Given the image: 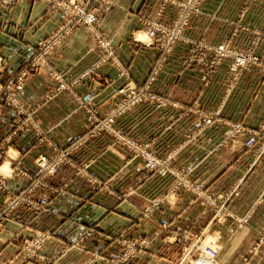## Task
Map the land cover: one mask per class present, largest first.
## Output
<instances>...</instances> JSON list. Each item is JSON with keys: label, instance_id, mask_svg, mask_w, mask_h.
Wrapping results in <instances>:
<instances>
[{"label": "crops", "instance_id": "crops-1", "mask_svg": "<svg viewBox=\"0 0 264 264\" xmlns=\"http://www.w3.org/2000/svg\"><path fill=\"white\" fill-rule=\"evenodd\" d=\"M159 1L115 0L104 17L105 33L117 48L121 68L137 84L147 78L159 58L157 46L136 39L139 34L146 35L142 16H152ZM175 13L176 8L168 5L163 19H171ZM59 22L56 15L45 13L40 0H17L11 8L0 5L1 82L27 69L36 43L52 33ZM185 34L213 44L231 37L234 47L247 49L253 45L254 51L264 55V1L206 0L204 11L190 19ZM188 47L187 43L176 46L153 83V90L171 103L143 104L123 114L117 125L141 141L152 142L159 154L173 153L172 165L191 179L203 181L211 195L220 198L234 191L227 209L237 216L250 214L249 222L233 233V218L212 221L211 207L190 189L176 187L175 175L147 173L141 159H131L125 147L103 134L90 139L73 157L78 163L88 161V173L108 182V188L94 189L88 177L63 165L53 182L66 183V187L52 198L49 207L39 214L22 208L17 216L24 222L5 223L0 258L21 259L23 251L17 239L43 229L55 232L43 249L51 255L91 228L85 248H73L53 264H82L94 255H99L100 260L115 255L123 237L147 243L132 264L148 260L154 264H178L183 251L202 232L203 245L220 248L222 264H264V241L259 243L264 234V133L253 147L245 146L244 137L228 138L225 124L197 133L199 113L195 111L198 106H222L225 120L258 129L264 123V72L258 66L243 70L227 92L231 60L224 59L204 81L199 63L182 64ZM101 55L94 37L85 28L77 27L52 50L50 67L69 80L75 79ZM119 70L116 64L106 63L95 74L78 81L73 91H62L40 107L36 119L51 143L69 145L90 128L92 120L79 104L80 98H92L101 112L114 103L118 88L129 79L119 75ZM55 83L51 70L30 72L21 95L25 100L37 101ZM14 112L9 104L0 103V143L12 131ZM36 137L31 129L20 132L7 144L9 153L21 154L22 160L34 167L40 153L51 152L46 141L35 144ZM6 161L12 163L9 158ZM4 164L0 165L3 171ZM7 181L13 191L26 184L16 177ZM4 198L5 193L0 191V205ZM11 234L17 237L9 239ZM255 244L258 248L253 252ZM24 264L42 262L30 260Z\"/></svg>", "mask_w": 264, "mask_h": 264}, {"label": "built area", "instance_id": "built-area-1", "mask_svg": "<svg viewBox=\"0 0 264 264\" xmlns=\"http://www.w3.org/2000/svg\"><path fill=\"white\" fill-rule=\"evenodd\" d=\"M17 0H0V5L6 8H11ZM44 4V10L47 15H56L61 19L62 24L44 41H40V47L37 54V65L50 66V54L62 39L76 27H84L96 40L97 45L102 51L101 57L91 67L86 69L77 78L67 81L63 77L57 76L59 80L56 87L49 93L52 99L62 91H73L74 85L95 74L102 65L114 62L121 67V62L117 55V48L112 39H109L105 33L104 17L109 12L115 0H40ZM205 0H163L159 9L156 11L152 19L141 18L143 23L147 25L146 35L148 37V45H155L161 52L160 58L151 70L149 79L142 84H137L133 81L127 82L120 87L117 95V101L114 106L109 109L104 115H100L95 109L93 103L91 105L90 98H80L79 104L87 109L94 118L93 127L81 138L76 140L68 147H59L51 143V154H40L34 161V167H29L23 160L21 154L9 155V147L7 144L12 141L13 136L18 135L23 130L29 128L13 127L11 134L0 143V159H5V155H9L14 165L11 168L10 174L0 168V191L5 193V198L0 205V236L5 228V223L8 221L24 222L17 216V212L22 208L30 209L34 214H39L46 210L53 197L59 194L66 187V183L55 184L53 177L58 173L63 165H69L75 169L78 175L88 177L92 183L98 182L97 190H103L105 186L95 177L88 173V165L82 166L73 157V153L81 146L87 143L89 139L96 138L100 135L107 134L112 137L114 143L120 144L131 154V159H141L148 173H158L160 175L173 174L176 176V187H184L195 193L196 198H200L205 205L211 207L214 216L213 220L222 222L226 218H233L235 228L238 229L249 222L250 214L237 216L227 209V202L234 192L227 196L217 198L211 195L203 181H196L189 177L186 172L177 170L171 163L174 157L173 153L161 155L157 152L152 142H144L132 136L129 131L120 128L116 125L119 116L124 113L146 103L164 106L171 103L165 97L159 95L153 90V83L156 79L155 74L158 72L155 68L163 67L169 56L173 53L180 40L189 42L190 49L188 55L183 59L184 66L190 63H199L201 65L200 76L204 81H208L214 70L224 59L231 58L230 63V82L226 91H231L235 86L242 71L250 69L254 66L260 67L264 72V57H260L252 50L242 51L236 50L230 41H222L220 44H210L203 39H187L183 37V32L187 28L190 19L194 15H198L203 11ZM253 0H247V3ZM264 1V0H263ZM168 5H173L177 8V17L173 27L167 22L162 21L165 9ZM136 39L139 40L137 37ZM126 71L122 69L120 75L128 77ZM23 76L17 81L9 80L8 82L0 81V103L4 101H12V104L17 108L15 115H22L25 111V106L21 101V90ZM10 99V100H9ZM221 107L215 110L207 109L203 106H198L195 111L199 113L197 123V133L203 132L206 128L213 127L218 124L227 126L228 138L244 137V144L247 147H253L264 133V123L258 130H253L246 127L242 123L225 120L221 115ZM196 107H194L195 109ZM193 110V109H192ZM34 113L30 114L31 121H34ZM186 112V111H185ZM183 111V113H185ZM29 119V118H27ZM27 119L23 120L25 123ZM20 118L18 117V124ZM35 122V121H34ZM34 129V128H33ZM34 131L39 134H44L41 127H35ZM41 143V139L38 141ZM11 164V163H10ZM16 177L19 181H24L26 184L18 191H13L8 186L7 179ZM23 183V182H22ZM39 191H47L45 194H40ZM38 232V231H37ZM54 231L40 230L33 238L17 239L19 248L24 251L23 259L19 262H14L12 259L0 258V264H24L32 259L41 261L43 264H53L61 259L62 256L70 252L74 246L67 245L52 253L46 255L44 247L48 241L54 238ZM89 231L78 240L74 245L83 248L85 239ZM17 237L11 234L9 239ZM263 239V237H262ZM121 246L126 245L125 251L117 257L105 259L102 264H129L134 258L139 249L143 248V241H131L130 239H122L119 241ZM85 248V247H84ZM202 258L207 264H220L218 260V248L214 245L209 247H201ZM256 251V250H255ZM129 261V262H128ZM86 264H94L90 261ZM97 264V263H95Z\"/></svg>", "mask_w": 264, "mask_h": 264}, {"label": "rangeland", "instance_id": "rangeland-1", "mask_svg": "<svg viewBox=\"0 0 264 264\" xmlns=\"http://www.w3.org/2000/svg\"><path fill=\"white\" fill-rule=\"evenodd\" d=\"M162 1L163 0H160L159 1V3H158V5H157V7H156V9H155V11L153 12V14H152V16H150V17H145V16H142V18H147L148 20L149 19H152L153 17H154V15H155V13H156V11L159 9V7H160V5H161V3H162ZM206 1V0H205ZM205 1H204V4H205ZM247 1V0H246ZM204 4H203V11H204ZM176 8V7H175ZM202 11V12H203ZM201 12V13H202ZM178 15H177V8H176V13H175V15L173 16V18H171V19H161L162 21H164V22H167L171 27H173V24L175 23V20H176V17H177ZM194 16H196V15H194ZM193 16V17H194ZM59 24H58V26L57 27H59L61 24H62V21H61V19H59ZM189 24V23H188ZM188 26V25H187ZM57 27L55 28V30L57 29ZM77 28V27H76ZM84 28V27H83ZM54 30V31H55ZM143 30H147V25L146 24H144V26H143ZM186 30V29H185ZM185 30H184V32H183V37L184 38H187V39H190L191 40V38L190 37H188L186 34H185ZM53 31V32H54ZM52 32V33H53ZM52 33H50L48 36H46L45 38H42V39H40L37 43H36V47H35V49H34V53H33V56L31 57V59H30V61H29V64H28V66H27V69L26 70H24V71H22V72H20L17 76H15V77H13L12 78V81H17V83H18V79L20 78V77H22L23 76V79H22V84H23V87H24V85H25V81H26V77H27V74L28 73H30V72H39L40 70H42V69H48V70H51L52 71V75H53V77H54V80L56 81V83L51 87V88H49L45 93H44V95L40 98V99H38L37 101H28V100H25L24 99V97H22L21 98V101H22V103L24 104V106H25V113L24 114H22V115H17V113H16V115H14V120H13V127H17V125L18 126H21V127H23V126H25V125H28V126H26V127H29V128H27V129H25V130H28V129H31L32 131L35 129V127H41L42 129H43V131H44V134H40L41 136H38L39 134H37V137H36V142H35V144H41V143H43L44 141H46V143L48 144V146L50 147V149H51V152H49L48 154H51L52 153V147H51V140L49 139V136H48V134H47V131H45L44 130V128L37 122V119H36V113H37V111L40 109V107L42 106V105H44L46 102H48V101H50V100H52L51 98H50V95H49V93L52 91V89L54 88V87H56V85L59 83L58 81V79H57V76H59V77H63V78H65L67 81H71V80H73V79H67L66 78V76L63 74V73H60V72H58V71H56V70H54L53 68H51L50 66H41V65H37L36 64V61H37V54H38V51H39V48L38 47H40V41L42 40V41H44L46 38H48ZM71 33V32H70ZM69 33V34H70ZM69 34H66V36L62 39V41L59 43V45L60 44H62V42H63V40L69 35ZM107 37L109 38V39H111L108 35H107ZM136 38H137V36H136ZM138 38H139V40L140 41H142V40H147V41H144L145 43H147L149 40H148V37H147V35H145V34H139L138 35ZM145 38V39H144ZM195 40H199V39H195ZM224 40L225 41H230L231 43H232V45H233V41H232V38L231 37H226L225 39H223V42H224ZM113 41V40H112ZM114 43V42H113ZM180 43H187L188 45H189V47H188V51H189V49H190V44H189V42H187V41H185V40H180L179 41V44ZM207 43H209V42H207ZM220 43H222V41L221 42H219V43H216L217 45L218 44H220ZM210 44H213V43H210ZM216 44H214V45H216ZM233 47H234V45H233ZM236 50H242V51H248V50H252L255 54H257V55H259L260 57H264V55H260V54H258L256 51H254V49H253V45H251L250 47H248L247 49H239V48H236V47H234ZM160 55H161V52H160V50H159V58H160ZM188 55V54H187ZM186 57V56H185ZM184 57V58H185ZM159 58H158V60H159ZM183 58V59H184ZM230 60H232L231 58H229ZM157 60V61H158ZM183 61V60H182ZM114 63V62H113ZM157 63V62H156ZM230 63H231V61H230ZM115 64V63H114ZM93 65V64H92ZM117 65V64H116ZM119 68H120V70H119V75H120V73H121V71H122V68L119 66V65H117ZM91 67V66H90ZM89 68V67H88ZM87 68V69H88ZM100 68V67H99ZM98 68V69H99ZM229 68H230V66H229ZM155 70H157L158 72L155 74V76L157 77L158 76V74L163 70V67H161V68H155ZM215 71V70H214ZM214 71H213V73H214ZM84 72V71H83ZM82 72V73H83ZM97 72V71H96ZM213 73H212V75H213ZM150 74L151 73H149V75L147 76V78L143 81V82H141V83H139V84H142V83H144L147 79H149V77H150ZM211 75V76H212ZM230 76V75H229ZM240 77V76H239ZM77 78V77H76ZM126 78H129V76L128 77H126ZM9 80H11V79H9ZM9 80H7L6 82H8ZM14 81V82H15ZM129 81H133L132 79H126V81L120 86V87H122L123 85H125L127 82H129ZM120 87L118 88V90H117V92H116V94L118 93V91H119V89H120ZM21 92H22V90H21ZM22 96V95H21ZM90 99H92V98H90ZM119 99V98H118ZM118 99H115V101H114V103L107 109V110H105L104 112H101L100 110H99V108H97L95 105H92V102H93V100H90V102H91V105L92 106H94L95 107V109L98 111V113L100 114V115H104L107 111H109V109L111 108V107H113L114 106V104H115V102L118 100ZM10 100V99H9ZM4 103H7V104H9L13 109H14V111H17V108L12 104V101L10 100L9 102L8 101H4ZM141 106V105H140ZM139 107V106H138ZM135 108H137V107H135ZM134 108V109H135ZM206 108V107H205ZM207 109H209V108H207ZM217 109V108H216ZM35 110H37L36 112H35V114H34V121H31V119H30V114L32 113H34V111ZM133 109H131L130 111H132ZM210 110H215V109H210ZM129 112V111H128ZM15 113V112H14ZM89 114H90V117H91V120H92V124H91V126H90V128L84 133V134H82L81 136H79V137H77L72 143H70L69 145H66V146H62V147H68V146H70V145H72L76 140H78L79 138H81L82 136H84L92 127H93V124H94V118H93V116L91 115V113L89 112ZM125 114V113H124ZM122 116V115H121ZM121 116H119V118L121 117ZM18 117L20 118V121H19V124H18ZM27 118H29V119H27ZM118 118V119H119ZM25 119H27V121L25 122V123H22V121L23 120H25ZM118 119H117V121H118ZM235 122H239V121H235ZM239 123H242V122H239ZM243 124V123H242ZM116 125H117V122H116ZM244 125V124H243ZM262 125H263V123H262ZM118 126V125H117ZM13 127H12V129L11 130H13ZM119 127V126H118ZM261 126H259V128H260ZM34 128V129H33ZM121 128V127H120ZM258 128V129H259ZM124 129V128H123ZM258 129H253V130H258ZM125 130H127V129H125ZM24 131V130H23ZM12 132V131H11ZM11 132H10V134H11ZM9 134V135H10ZM8 135V136H9ZM15 136H17V135H15ZM15 136H13V137H15ZM97 138V137H96ZM5 139V138H4ZM3 139V140H4ZM41 139V143H39L38 141ZM13 140V139H12ZM90 140V139H89ZM88 140V141H89ZM87 141V142H88ZM58 146V145H57ZM259 149H262V148H259ZM40 154H44V153H40ZM39 154V155H40ZM46 154V153H45ZM9 155H13V154H10L9 153ZM9 155H5V159H0V165L3 163V162H5L6 161V159L7 158H9L12 162H13V159L9 156ZM38 155V156H39ZM37 156V157H38ZM36 157V158H37ZM35 158V159H36ZM35 159H34V161H35ZM8 162V161H7ZM9 163V162H8ZM79 164H81L82 166H84V165H88V170H89V166H90V163L88 162V161H86V162H83V163H79ZM14 165L11 163H9V170L7 171V173L8 174H10V172H11V168L13 167ZM29 167H33V166H30V165H28ZM75 170V169H74ZM5 171V170H4ZM148 173V172H147ZM93 176V175H92ZM93 177H95L98 181H100L101 183H102V185L101 186H105L106 187V189L108 188V182H106V181H104V180H101V179H99L98 177H96V176H93ZM91 183V185H92V187L93 188H96V186H98V182H96V183H92V182H90ZM175 183H176V180H175ZM105 189V188H104ZM20 190V189H19ZM97 190V189H96ZM234 192V191H233ZM230 194V193H229ZM123 195H125V193L123 192ZM228 194H224V195H222V196H227ZM213 216H214V213H213V211H212V221H214L213 220ZM242 217V216H241ZM245 225V224H244ZM243 227V226H242ZM234 228H235V225H234ZM233 228V233L234 232H236L237 230H239L240 228H238V229H234ZM43 230H46V229H43ZM87 230L89 231V234L87 235V237H86V239L89 237V235L91 234V231L93 230V229H91V228H88V229H86V230H84L82 233H81V235L79 236V237H77V239H75V240H73V246H74V248H78V246H76V245H74L78 240H80V238L87 232ZM39 232V231H38ZM38 232H36L33 236H28V237H23L22 239H26V238H33V237H35L36 235H37V233ZM54 234V233H53ZM54 236H55V234H54ZM203 236V232L200 234V236L199 237H194V242H192L190 245H188L187 247H186V249L183 251V253H182V256H181V258H180V260L178 261V264H195V263H197L198 261H200V260H202L203 262H205V260L202 258V252H201V247H204V246H206V247H209L210 246V244H208V245H203V243H202V237ZM262 237H263V239H262ZM21 239V238H20ZM86 239H85V242H86ZM122 239H130L131 241H143L144 239H142V240H139V239H131V238H128V237H123ZM121 239H119V241H120ZM192 240V241H193ZM145 241V240H144ZM264 241V234H262L261 236H260V239H259V243H261V242H263ZM67 246V245H66ZM147 246V243H146V241L144 242V246H143V248L144 247H146ZM126 247V245H124V246H121L120 245V242H119V250L117 251V253L115 254V255H112V256H108V257H105L104 259H102V260H100L99 259V255H94V256H92L89 260H87V261H85L84 263H82V264H86V263H88V262H90V261H93V263L95 264V263H97V264H102L103 262L105 263V259L107 260V259H111V258H114V257H117L118 255H120L121 253H123V251H125V248ZM143 248H141V249H143ZM218 248V247H217ZM257 248H258V244L256 245H254L253 247H252V251L253 252H255V250H257ZM219 251H220V248H218V260H219V262H220V259H219ZM23 254H24V251H23ZM136 257V256H135ZM134 257V258H135ZM22 258H23V256H22ZM22 258L21 259H19V260H16V259H13V258H9V259H12V260H14V262L16 263V262H19L20 260H22ZM134 258H132L131 260H130V262H129V264H132L133 263V259ZM31 261H36V260H34V259H32ZM98 261V262H97ZM43 264V263H42ZM144 264H154V262L152 261V260H148V262H146V263H144ZM207 264V263H206ZM220 264H222L221 262H220Z\"/></svg>", "mask_w": 264, "mask_h": 264}, {"label": "bare ground", "instance_id": "bare-ground-1", "mask_svg": "<svg viewBox=\"0 0 264 264\" xmlns=\"http://www.w3.org/2000/svg\"><path fill=\"white\" fill-rule=\"evenodd\" d=\"M144 39H145V38H144ZM3 168H4L5 170H9V163H8L7 161H5V164H4Z\"/></svg>", "mask_w": 264, "mask_h": 264}]
</instances>
